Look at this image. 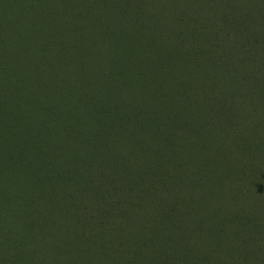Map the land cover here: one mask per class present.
<instances>
[{
	"label": "rangeland",
	"instance_id": "1",
	"mask_svg": "<svg viewBox=\"0 0 264 264\" xmlns=\"http://www.w3.org/2000/svg\"><path fill=\"white\" fill-rule=\"evenodd\" d=\"M0 2H2L0 5L5 3L3 0ZM11 2L16 3L19 9L21 23L20 30H16L23 38H29L30 43L27 44L26 39L18 38L14 28L11 35V55L8 54L11 57H13L12 49H48L56 55L58 49H78L81 46L88 48L93 45L96 49L90 51L95 54V59L105 63L106 60L101 59L104 58L101 53L103 47L107 45L97 35L104 34L107 15L109 22L118 21L117 18H125L119 19L118 22L129 25L128 18L117 17L116 10L120 5H123L130 21L140 19L149 27H154L153 32H163L169 36L175 34L178 42L175 46L173 42L171 46L174 47H169L168 51L185 49L181 43L190 40L194 34H198L199 39L211 43L203 52L201 49H195L190 40L186 49L190 53V59L182 58L187 55L185 52L175 51V62L170 67L167 66L168 61L159 63V67L155 65L156 69L151 65L147 69L138 67L139 76L143 73L145 84H160L159 89L157 85L150 88V93L158 92L157 97L160 101L168 99L170 102L178 103L180 99L175 92L180 90L190 92L188 100L184 101L182 107L185 115L182 120L185 122L190 120L193 126L192 132L178 128V135H183V141L172 139L174 143L168 147L164 142L163 134L158 135V128L166 124L165 117L152 121L150 128H143L130 122L125 125L124 120H97L100 124L96 129L95 123L88 124L85 119L82 120V128H78L77 121H74L76 124L74 137H70L69 143H66L68 139L63 136L59 128L55 130L56 149L48 151L49 157L53 161L58 160L60 155H63V142H65L69 146L66 155L77 161L76 168L83 173L82 180L92 181L90 188L93 189L84 191L85 186L81 184H72L69 187L70 192L75 196L82 193L83 206L74 209L77 213L76 217L70 216L67 212L62 214L61 211H56L52 218L55 224L53 230L52 228L47 230V227L40 229L32 224L24 228L23 222L14 218V215L12 221L11 214L15 212L16 206L18 213L25 208L24 205L20 207L23 202L21 196L28 188L26 173L31 174V167H21L15 163L1 161L0 172H6L8 176L4 187H8L10 192L6 197L0 195V242L2 243L0 254L1 251L6 254L0 264H105L109 261L107 254L111 249L116 253L115 248L119 247V244L129 253L141 256L144 264H151L152 259L162 260L163 256L179 259L180 262L196 259L205 264H264L261 248V241L264 240V107L251 109L253 102H260L264 96V35H262L264 33L255 29L264 25V0H179L182 10L181 8L174 10L175 0H106L105 4L98 0L91 16L87 12V5L83 6L79 0H12ZM230 5L235 6L232 7L234 13L240 9V17L230 24L227 35H239L240 30L245 32L250 25L249 19L253 16L262 20L254 23V27L246 31L254 36L256 49L250 48L249 45L244 49H235L240 54L248 55L244 61L241 60V65L238 64L240 66L236 73L244 75L248 73L249 68L256 71L249 80L242 79L238 83L252 84L251 87L255 90L254 93H249L247 102L238 97L239 94H234V85L229 82L226 68L229 57H233L229 50L233 49H219L217 45L219 40L217 32L220 28L217 19L227 12L225 9ZM207 7H214L211 8L212 15L216 17L209 22L202 19L206 12H200ZM102 8L106 12L104 16L101 14ZM13 15L14 12H10V19ZM231 20L234 18H223V21ZM208 25L212 27L208 28ZM112 26L114 22L113 25L109 24V28H114ZM44 28L45 32H43ZM118 29L120 27L113 29L112 34H118ZM219 34L222 35V32ZM169 36L168 39L173 41ZM178 54L182 58L183 66H178L176 63ZM212 55L217 57L213 58ZM32 57L35 58L34 55ZM253 59L258 65L263 64L260 70L251 65ZM214 60L218 65L213 64ZM26 66L28 64L23 65ZM139 70L142 72L140 73ZM57 75L60 81L68 78V74L64 76L62 72H57ZM253 76L259 78H252ZM99 82L92 81L97 87H100ZM134 84H142V82ZM103 88L109 91L106 85H103ZM107 91L97 95L99 104L108 101L114 106L119 102V108L123 111L136 114L142 97L144 98L147 93L140 86V89L134 91H122V95L114 99L115 97L106 94ZM82 97L75 98L72 104H80ZM232 99L237 100L232 101ZM145 101L152 110L156 111L160 107L153 105L149 97ZM36 112L41 116L36 117V121L48 119L45 114L43 117L42 105L36 109ZM57 125L60 127L59 123ZM3 138L0 149L7 147L5 141L10 143L6 135ZM85 141L88 146L83 144ZM105 154L115 155L117 162H111V158ZM175 157L179 160V166L186 170V174H188L187 170L191 169L188 175L190 179L198 173V165L208 164V187L200 186L202 187L200 188L194 184L190 187L186 184L189 186L188 194L191 195L190 207L193 208H179L174 218H163L164 221H161L163 228L160 229H156L153 225L159 223L160 217L167 211L158 214L155 208L144 206L145 202L142 200L143 205H137L132 204L130 198L127 204L129 206H121L112 217L101 215L105 210L101 204L106 206L108 202L112 205L113 200L109 197L116 194L109 186L112 175L118 174L120 170L122 172L117 178L127 177L118 180L119 190L130 187L141 192L142 188H147L153 181L140 184V179L144 177L140 174V165L148 162L153 170L158 165L174 161ZM85 162L87 166L84 165ZM127 170H129L128 176L125 173ZM41 173H44V170ZM15 183L17 187L10 189ZM155 185H159V182ZM173 189V195L182 192L177 186ZM163 193L165 194V191ZM14 195L19 197L13 199ZM124 200L122 198L121 205ZM197 203L199 205L195 207ZM60 204L51 207V211L66 207L65 201ZM242 208L255 220L251 229H246L240 223L233 221ZM28 209L29 207L26 206V210ZM89 215L101 217L103 223L97 222L94 217L89 218ZM58 221L64 226L55 223ZM13 222H16L21 231L12 232ZM64 230L69 231L68 240L72 241L66 245L67 248L61 250L56 246L62 243V240H59ZM35 240L38 244H42L39 248L36 247V250L29 242ZM85 244L90 246L91 254L84 257L71 254L72 248L81 251L85 249ZM59 253L64 257L59 258Z\"/></svg>",
	"mask_w": 264,
	"mask_h": 264
},
{
	"label": "trees",
	"instance_id": "2",
	"mask_svg": "<svg viewBox=\"0 0 264 264\" xmlns=\"http://www.w3.org/2000/svg\"><path fill=\"white\" fill-rule=\"evenodd\" d=\"M3 1H5V3L3 2V5H0V143L2 144V141H4L3 137L5 135L10 143L5 141L7 147L0 149V163L2 161L15 163L21 167H31V174L26 173L27 182H29L28 188L21 196L23 202L20 204V207L24 205L25 208H22L20 213H18L16 206V210L12 212L11 217L12 221L14 215V218L23 222L22 227L24 228H28L32 224L34 227L40 229L47 227V230H49V228L53 230L55 224H53L54 221L52 218L56 211H61L62 214L67 212L70 216L76 217L77 213L74 209L83 206L81 205L84 202L82 193L80 192L75 196L70 192L69 187L72 184H81L85 186L83 188L84 191L93 189L90 188V183L92 181L82 180L83 173L77 170V161L66 155V151L69 149L66 143H69L71 136L74 137V126H76L74 121H77L78 128H82L83 119H85L88 124L95 123L96 129L99 128L100 124L97 120H124L125 125H127V122H130L131 124L134 123L143 128H150L152 121L154 122L155 119L165 117L166 124L164 127L161 126L158 128V135L163 134L164 142L168 147L173 145L174 142L172 139L183 141V135H178V128H182L187 132L188 130L192 132L193 126L190 120L187 122L182 120L185 117L182 107L184 101L188 100L190 92L184 90L175 92L176 96L180 99L178 103L173 100V102H170L168 99L160 101L157 97L158 92L150 93V88H154L157 85L159 89L161 87L160 84H145L142 77L143 73L142 76L141 74L139 76L138 67H145L147 69L149 65H151L153 69H156L155 65L159 67V63H166L167 61V66L170 67L171 64L175 62V51L185 52L187 55L182 56V58L190 59V53L186 51L190 40L195 49H201L203 52H205L204 49H207L211 41L207 42L199 39L198 34H194L191 36L190 40L181 43V46L185 49H169L168 51L169 47L173 48L175 43L178 42V37H175V34L169 36L163 32H153L154 27H149L140 19L130 21V17L126 15V10L122 7L123 5H120L116 10L118 11L117 17L128 18L129 25L127 26L125 22H118L119 19L123 20L125 18H117L118 21H113L114 26L112 27L114 28H109V24L113 25V22H109V16L107 15L105 19L107 22L104 25V34L97 35V37L107 45V47H103L101 53V56L104 57L101 59L106 60L105 63L95 59V54L90 51V49H96L93 45H90L88 48L81 46L78 49H58L56 55L48 49H12L13 57H11L8 56V54H10L12 46L11 35L14 28L18 38L26 39L27 44L30 43L28 41L29 38H23L18 32L21 22L19 21V9L17 4L11 2L12 0ZM79 1L83 6L87 5V12L91 16L92 11L96 9L98 0ZM101 1H103L104 4L106 3V0ZM124 3H126V1H124ZM173 6L174 10L178 8L182 10L179 0H175ZM232 7L235 8L234 5H230L229 8L225 7L227 12L223 13V16L217 19L219 21L217 25L218 23L220 24L218 32H222V35L217 32V38L220 40V43L218 40L217 45L219 49H233L229 50L230 55L233 57H229L226 68L230 78L229 82H232L234 85V94H239L238 97L243 98L244 102H247L249 100V93H254L255 90L252 89V84L240 85L238 83H240L239 80L242 79L249 80L250 76L255 74L256 71L249 68L248 71L246 70L248 73H244V75L236 73V70H238V67L241 65V60L244 61L248 55L247 53L240 54L235 49H244L247 45H249L250 48L256 49L254 36L246 31L254 27V23L262 22V20L253 16L252 19H249L250 25L247 26L249 28H246L245 32L240 30L238 31L239 35H227L230 24L234 22L236 18L240 17V9L234 13ZM211 8L214 7H207L204 8L205 10L200 11L201 13L206 12L204 14L205 16L202 18L204 21L209 22L210 19L216 18L215 15H212L213 10ZM62 9H65V7H62ZM230 10L232 11L230 12ZM101 11L102 16H104L106 13L105 10L102 8ZM10 12H14V18L12 17V19H10ZM161 12L163 13L164 11L161 9ZM225 17H231L234 18V20L223 21ZM119 27V33H114L116 35L112 34V30ZM210 27L212 26L208 25V28ZM255 29L264 33V25L259 28L255 27ZM43 32H45V28ZM168 36L172 37L173 41L168 39ZM229 39L231 41H228ZM173 42L174 46H171ZM32 55H34L35 58H33ZM212 57L216 58L217 56L212 55ZM182 58L180 54H178V60L176 61L178 66H183L181 64ZM134 60L136 61L134 62ZM212 62L218 65L215 60ZM239 63L240 65L238 66ZM27 64L28 66L23 67V65ZM251 65L257 68V70L263 67V64L261 66L258 65L254 59ZM220 67H222V65ZM139 71L140 73L142 72L141 70ZM57 72L64 73V76L68 74V78H64L61 81L58 80ZM254 77L255 79L259 78L257 76H253L252 78ZM94 80L100 81V87L92 83ZM108 82L110 84H108ZM138 82H142V84H134ZM103 85H106L109 91L103 88ZM140 86L147 93L144 95V98L142 97V102L136 109L138 110L137 114L134 112L126 113L119 108V102L114 106L108 101H103V103L99 104L97 95H102L105 91H107V95L109 94L116 99L122 95V91H134L140 89ZM84 92H88L89 94H83ZM81 96L83 97L80 100V104H72L75 98ZM148 97L153 105L160 106L156 111L152 110L148 106L147 101H145ZM236 100L237 99H232V101ZM21 102H23V104H21ZM71 104L72 106L69 108ZM40 105H42L43 117L45 114L48 117L47 120L45 118H43V120L41 119L42 121L35 120L36 117H41L36 114V109H39ZM263 107L264 96L261 98L260 102L255 101L251 105V109ZM58 123L60 127H58ZM57 128L60 129V132H62L63 136L68 140L66 143L63 142V155H60L58 160L53 161L49 157L48 151L56 149L54 135ZM83 144L88 146L87 141ZM150 152H153V150H150ZM105 155L111 158V162H117V157L115 155ZM86 163L87 162L84 163L85 166H87ZM207 165V163L198 165V173L194 174L193 176L195 177L190 179L188 175L191 169L187 170L188 174H186V170L179 166V160H177L176 157L174 161H168L158 165L157 168L155 167L153 170H151V164L144 162L140 165V174L144 175V177L140 179V184H145L150 180L153 181V183L147 186V188H142L141 192L139 189L135 191L130 187L119 190L117 183L118 180L123 177L117 178V175L119 176L122 172L119 170L118 174L116 173V175L110 177L111 181L109 186L112 188L111 190L113 192H116L115 195L109 197L113 200L112 205L108 202L106 206L101 204V206L105 208L101 215L106 214L109 218L112 217L121 206L128 207V199L131 198L132 204L143 205V202H145L144 206L155 208L158 214L167 211L165 215L160 217L159 223L153 225L156 229L163 228V225H161V221H164L163 218H174V214L179 211V208H193L190 207L191 202L189 200L191 195L188 194L189 186L191 187L194 184L197 187H208L207 181L209 171H207ZM1 167L2 165L0 164V168ZM42 170H44V173H41ZM125 173L128 176L129 170ZM7 178L6 172H0V195L4 197L10 192L8 187H4ZM75 179L76 181H74ZM156 182H159V185H155ZM174 186H177L182 192L173 195ZM16 187L17 185L15 183V186L10 189L13 190ZM63 190L66 191L62 194L61 192ZM163 191H165V194ZM15 197H19V195H14L13 199H15ZM122 198L125 199L123 205H121ZM62 201L66 202L65 208L51 211V207L59 205ZM198 205L199 203H197L195 207ZM26 206L29 207L28 210H26ZM91 217H94V220H97V222L103 223L101 217L89 215V218ZM233 221L235 223H240L241 226L246 229H251L252 225L255 224L252 215L247 212L245 213L243 208L235 215ZM55 223L63 225L61 221ZM91 223H94V221ZM12 230L14 233H16L17 230L21 231L20 227L16 225V222H13ZM52 230L51 233H53ZM69 236V231L64 230L59 240H62V243L56 247L61 250H64V247L67 248L66 245H69L72 241L68 240L70 238ZM83 237L85 238V236ZM29 242L32 244L34 250H36V247L39 248L42 246L41 243L38 244L37 240ZM13 243L17 244V242ZM85 245V249H81V251L80 249L76 250L72 248L71 254L76 257H84L89 253L91 254L90 246L88 244ZM0 248H2L1 242ZM261 248L264 255V240L261 241ZM115 249L117 250L116 253H113L114 250L111 249L109 254H107L109 256V261L105 264H144V260L141 256L129 253L123 245L119 244V247ZM58 256L59 258L64 257V255H60V253ZM5 257V252L1 251L0 261ZM164 262L167 264H183L184 262L205 264L196 259L180 262L179 259L174 260L173 258L169 259L164 256L162 260H151V264H164Z\"/></svg>",
	"mask_w": 264,
	"mask_h": 264
}]
</instances>
